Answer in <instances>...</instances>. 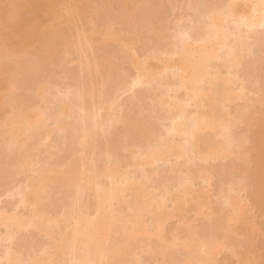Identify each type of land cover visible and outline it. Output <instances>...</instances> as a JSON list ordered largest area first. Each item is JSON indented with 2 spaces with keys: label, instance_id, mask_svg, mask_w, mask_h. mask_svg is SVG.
<instances>
[{
  "label": "bare ground",
  "instance_id": "bare-ground-1",
  "mask_svg": "<svg viewBox=\"0 0 264 264\" xmlns=\"http://www.w3.org/2000/svg\"><path fill=\"white\" fill-rule=\"evenodd\" d=\"M95 1L94 4L98 2V0ZM109 1L110 0L107 1L99 0L100 5L104 7L105 10L106 8H110V5L108 3ZM207 1L208 0L205 1V6L208 7L210 6L211 8L209 7L210 8L209 9L205 7V9L206 8L209 9V10L207 9L205 10L207 11L206 13H208L207 14L208 18L206 22L205 20L207 16L204 15L206 16L204 17V20L203 19L200 20L203 21L204 25L206 26L202 24L203 22L202 23L199 22L200 24L198 25H202V27L203 26L204 27L202 28L201 31H200L201 26H199L200 27L199 29L196 28L197 30H199V31L196 30L199 33L198 35L195 34L193 35L195 37H191L192 34L190 35L189 33L190 31L188 30L189 31L188 32L185 30L186 31L185 32L183 29L185 33L181 32L182 33L181 36L175 34L174 36L176 37V39L174 38V36H173L174 39H172V37L169 35V39L170 40L172 39L174 41L172 42V40L170 41L169 39L166 40L168 42L170 41L171 43L164 41L165 39L163 40V38L166 37L168 38V36H164L162 38L163 42L162 43L160 42L161 43L160 45V43H157L159 39L161 41V37H160L161 33L159 32L160 30L152 26L150 30L151 32L150 31L148 32L149 34H151V36L153 35L152 37H155L154 39H156L155 42L157 43V45L155 43L154 45L162 46L163 44L162 46L163 48L161 47L158 48L159 47L158 46L157 48L159 49V51L156 52L155 50H157V48L151 49L149 47L153 51L151 50H149L148 52L146 51L147 53L144 51L145 52V53L143 52L144 55L141 54V56L143 55L142 58L140 56V53L138 55L137 50H135L136 48H138L137 46L139 45V44L137 45V43H139L140 41L138 39L139 36L135 35L134 30L131 29V27H133L134 25L136 26V24L131 22L132 26H130L131 25L130 23H129L130 25L128 24L129 26L127 25V27L132 30V32H130L131 31L130 29L127 30V31L130 30L129 34L132 33V37L127 40H124L123 38H121L120 36L121 33L116 28L117 27L115 24L116 22L112 21V19L110 18L111 16L109 15H108L109 17L105 16L109 18L110 20L109 22L101 23L100 20L102 19H100L101 16L99 14V11L86 10L87 4L91 3L90 0H0V159L4 155V154L1 155V151L4 149L3 147L5 144L3 143V141L4 142L8 141L11 146L15 145V147H18V151L24 150L23 152H25L27 146L26 144H30L29 139L32 138L31 136H33L32 132L34 131L33 133L36 135L37 130L39 129L41 131L42 129L46 130L48 126V125L47 126L44 125V123L48 122V120L47 121L44 120L45 119L44 115L46 113L45 111H43L44 109L43 110L40 109L41 107L39 106L40 104L31 106L33 98L34 100L36 98L39 101H43L44 99V101L46 102L47 98L45 96L49 94L48 92H50V90L52 88H55V86L58 84L56 82V85L55 86L53 85V87L51 88L52 83L55 84L56 80L54 82L50 80L51 78L53 79V77L54 79H58L60 77L59 76L60 73H58L60 69L58 70L57 68L59 66V68H61L62 71L63 65L61 64L62 66H60L59 65L60 62L61 61L64 62V60H66L68 56L70 57V55L71 57H73L72 54H74L75 52L80 55V58L86 56L88 51H85L86 52L85 54L84 52V50H86L85 47L88 46L89 48L90 46L92 49L95 44L101 46V45H107V43L110 44V42L111 44L113 43V45L117 46L116 47L117 49L119 48L118 50L119 53L120 52L121 53L123 52V54L125 53L124 54L125 58L128 59L129 64L131 65L132 69H134V77H132L133 78L132 81L130 80L131 81V83L129 82L130 84L127 82L125 83L119 82L120 84L119 83L118 84L123 85L124 87L116 85L117 89L120 88L119 90L120 95L123 94L121 91L122 88L123 90L126 88L125 89L126 91L130 90L129 88H132L131 90H133L135 86H137V88H139L138 86L140 87L147 86L146 88H149L148 86L153 87L152 85H154V83L155 84L158 83V85H160L161 87L163 86L166 87L164 88L167 90V91L165 90L166 94L164 93V95H161V93H159L158 95H161L160 97L157 94H155L160 91H156V92L154 91L155 93L153 97L150 96V94L149 95L147 93L146 94L148 95V97L150 96L149 99H151L152 97L151 99L152 101L157 99V101L154 102H158L157 105H159V109L160 108L161 110L165 109V111L168 114V116L166 117L170 118L172 121L171 123L172 126L170 128L168 127L169 129L165 128L168 129L166 130L167 132H161V133L160 131L156 132L157 130L153 129L155 127L154 125H152L153 128L151 127L153 129L152 130L150 129V127H148L151 125L150 123L147 125L146 121H141L142 120L140 117L142 114L140 112L141 110H139L140 116L137 117L138 118L137 120L141 119L140 121H136L134 118L130 119L131 116L130 118H127V116L122 117L123 115L120 116V113L122 114L123 111L121 112L119 105H123V104L121 102L120 104H116L117 97L115 96V94L116 93L118 94L119 92H116L115 94L114 92H112V90L115 89L114 86L110 88L111 86L110 85L108 89L104 88L105 90H101L99 92V93L102 92L101 93L102 95L103 93H105V91L107 93L110 90V92L114 94V96L111 94L113 97H107L106 96L107 94H105L104 97L103 94L101 98L103 97L104 99L103 98L100 99L99 97L100 94H98L97 96L95 93L97 90L94 91L95 88L93 87L94 84L92 83L93 81H91V86L87 88L88 90L84 88L86 87L85 82H83L84 83L83 84L80 81L81 83L79 82V84L82 85V86L79 85L80 89L79 88H77L78 90L74 89V91L76 90V92L79 91L78 95L81 98V99L79 98L80 100L79 99L77 100L79 105L75 101V99H72L73 101L71 100L70 102L68 101V98L70 97V95L72 96V93L67 98V103L65 101L66 100L65 98L67 97L66 96L64 98L63 104L57 105L60 108V111L59 112L56 111V112L60 117L57 116V120L58 118L59 120L58 121L55 120L56 121L55 130L51 128L50 130H53L52 131L53 133L56 130L62 131L64 129L63 132L64 133L67 132L66 137L67 134L68 136L70 134L69 137H71L73 131L69 129H71L73 125L72 127H69V125L73 123H68L71 121V120L69 121L68 118L73 119L72 120L73 122L74 120H76L74 119L75 117L73 118L72 116V114L74 113L73 112L74 110L72 108L78 107L79 112L78 113L76 112L78 114V119H77L78 123L81 117L83 118L82 120H85L87 122L90 121V125L91 122L93 123L92 124L93 126L92 125L90 127L88 126L86 130L85 128L88 123L86 122L85 124L80 121L83 125L85 124L83 128L84 131L83 132L81 131V134L83 133L84 135L82 134L81 138L80 136L76 135L78 132L77 130L76 133L74 132V134L78 138L82 139V141L84 142L81 143L82 144L81 147L85 148L87 146L86 151H89L88 147L91 148V150L88 152L89 157H91L92 155L91 160L93 159V156L97 154L96 151L98 149H100L98 150L101 152V153L99 152L100 154L107 153L108 160L109 158L112 157H114L115 160L112 158L111 160L113 161H110V163L109 162L107 163V161L105 163V161L103 160L102 162L106 164V165L104 164V166H102L103 164L102 165L99 164V162L101 163V161L99 160L98 163H95V166L97 168H94L93 171L91 169L93 167L92 165L94 164H92L93 162L91 163L90 158L89 159L87 158L88 156L84 157L85 156L84 152H86L84 149V152L82 151L84 156H82L81 153V156L79 155L76 157L75 155H73L72 157L71 155V158L69 157L71 153L70 151V153H68L69 159L67 157L68 160L65 159V161L61 165H58L57 163V167L60 166L58 168L54 165L52 167L50 165L48 167L47 165L48 168L45 166L46 167L45 169L41 168L39 171V168L43 167L44 165L40 167H36L39 166L36 165L35 167L39 171L38 179L32 181L34 179L30 178L31 182L29 181V183L27 182L29 179L25 181L23 183L24 185L22 186L23 188L25 187L24 188L25 190L21 187V189L24 192L22 191L23 194L19 193L20 195H18V197H20L19 202L20 204L23 205V207H25L26 205L27 206L29 205L30 209L32 207L33 212L30 218L27 215L25 216L20 214L21 215L20 216L17 215L19 213L15 214L14 213L15 210L13 212L11 211L12 212L11 213L10 211L7 212L6 210H2L1 208L3 207H0V227L5 226L6 227L5 229L12 228L11 231L9 229L10 232L6 230V232L8 231L9 233H5L6 234L5 238L7 237L8 240L13 241L11 239L18 234V231L21 232L23 229H26L28 227L33 228V226H35L34 228H36L37 226V228L42 229V230L40 229L41 230L40 232L42 233V231H45V229H43L42 226L52 227L53 230L58 225L60 220H58L59 218L57 217H59L60 214L51 217L52 215L48 214L46 210L44 211L41 210L43 208H40V205H42L43 203L45 204V202H43L42 194L45 193L44 191L46 190V188H48L52 184L54 186L55 184H57L61 186L59 187L61 192H62L61 188L65 189L66 191H71L73 189L72 193L74 189L78 190L79 193L80 190L83 191L87 190L88 193L92 192L93 195V196L91 195V197H93L92 198L93 201L91 200L92 201L91 203V201L89 202L90 196H88L90 194L87 193L86 197L87 196L89 197V198L87 197L89 203H86V200L85 202H82L80 200L81 199L80 197H82L81 193L79 199L78 198L76 199L78 193H76L75 191L76 196H74L73 199L75 200L74 202H76V200H80V202L86 204H83L84 205L83 206L80 203L81 205L80 209L76 207L75 209L76 211L69 210L70 212L67 213L66 217L63 215V217L65 218V219L63 218V220H65V222L67 221L68 224L70 223L65 230L67 234L63 232L62 235L64 237L61 235L62 236L61 240L59 242L57 241L58 242L57 244L54 243L53 245L54 249H50L49 247L51 251L52 250L56 251L57 257L58 255L61 254L67 257L68 253L66 251L68 250L69 254L72 256V257L70 256V258H72L71 264H108V262L112 264H121L124 260H126L125 258H129V257L130 258L128 260L131 261L133 264H145L146 262L144 263L143 260L140 261V259H138V257L140 256L142 257L141 255L142 252H146L148 253V255L150 254L152 258L156 259V257L158 256L157 250L160 249L163 250V253L161 252L159 255L162 254L164 255L161 257L162 258L161 264H220L218 261V257L221 254V252L226 248L232 253V255L236 259H238L239 262L242 261V259L245 257V255H243L242 252L238 251L233 245L228 246L229 244L227 245V243H225L223 239H220L219 235H217L219 238L216 235H213V233L218 234L217 233L218 231L214 232L215 231L214 230L211 232L212 234H209L212 235V238L210 237L211 239H207L206 237L203 236L204 238L207 239L206 240L200 236L201 234L199 235V232L194 229V226L192 225L191 221L185 219V217L182 220V225L184 231L186 230L185 232H187L186 235L181 236L183 232L181 230L176 229L174 234V239L171 240L169 239L167 232L165 231V224L167 223V221L174 217L182 215L184 207L186 206L191 208L193 217H199L201 215H205L207 217L216 215L217 219L218 218L219 220L221 219L226 224L225 234L236 235L237 228L239 229V227H241V229L247 230L250 229L251 227V223L247 216L250 207H252L251 195L256 200V204L259 207H260V202L262 203L264 201V83L259 82L258 80L260 79L258 77L259 73L256 74L258 76H253L255 77L254 80L258 78L257 79L258 81L257 82L255 81V83L253 82L254 84L252 82L249 83H251L252 86L256 87L257 93L256 94L254 93V96L251 97L250 93L253 92V88L255 87L250 88L249 86L251 84H248L246 80L245 81L243 80L244 77L243 73L245 72L244 69H242L243 71L240 70V73L242 72L241 74H243V76L239 73V71L238 73H236V71L244 63L243 61L245 59L246 54L248 55L247 46H248V41L250 39L252 40L253 38L252 37V35L254 34V33L252 34L253 30L255 28L260 29V27L262 28L264 27V0H224L225 2L221 0L220 1L214 0L212 2L213 4L209 3L210 0L208 1V3ZM84 2L86 3V5H84ZM221 2H223L224 6H222ZM214 3L218 5H215ZM220 3L222 8H219ZM212 5H214V7ZM137 6L136 8L138 9L140 5ZM83 8L86 11L83 12L82 10ZM85 13L87 17L83 16ZM84 18L86 19L87 24L85 26H87V28L84 26L85 23H83ZM228 22L229 25H227ZM230 22H233L234 24L233 23L232 24L235 25L237 28L244 27L245 30L238 29L239 31L244 30L242 31L243 33H235V31L234 32L230 31V30H237V29H231L230 26L232 24H230ZM226 25L230 27V30L229 27H226ZM133 28L136 29L137 26ZM194 33L195 32H193V34ZM133 35L135 36L133 37ZM263 42H264V38H263ZM250 49L251 48H249V51ZM73 50L75 51L74 53ZM82 53L85 55H82ZM61 54L63 56H61ZM58 55L61 56V59L63 58L64 60H61ZM78 57L79 56L77 55L76 59H80ZM97 57L98 56L95 55V57L93 58L96 59ZM84 58H87V56ZM76 59L74 61L81 64L82 59H80L81 61L80 60L76 61ZM95 59L94 61L97 65L98 58L96 60ZM88 60H86L88 62L87 66L89 65L91 68V64H89L90 61ZM38 61H40V63ZM56 61L59 62V64ZM219 61L220 62L222 61L223 63L225 62V65L222 66L220 65L221 67L224 66L225 68L223 71L224 73L220 72V67L218 65L220 63ZM46 62H48V65L52 64L49 65V67L51 66L50 69L54 64L56 66V67L53 66L54 69L58 71H55L54 69L53 72L51 71L52 69L48 71L49 68L46 70V68L48 67ZM41 63L46 65L44 67L45 68L44 71L42 70L43 66L40 65ZM99 64L100 63H98V65ZM96 65H95L96 67L95 70L97 69L100 70L101 65H99L100 67L98 66L100 69ZM40 66L41 68L39 69L38 67ZM243 66L242 68H244ZM90 68L88 69L89 71L91 70ZM83 69L81 68L79 72L83 71ZM30 70L33 71L32 72L33 74L31 73ZM44 72L46 74H48L49 72L50 74H48L49 75L48 78L46 77L45 80H42L40 79V77H41V73ZM100 72L102 73V71ZM262 72H264V70H262ZM67 73H69V71H67ZM39 74L40 76H38ZM82 75L83 74L81 72V80L85 81L84 79H82ZM26 76L28 78L30 76L32 81L34 80L33 83L30 80V78L29 79L27 78L28 80H30L29 84L31 83L33 84L32 87L28 86L29 85L28 83L26 84L28 88L30 87L29 88L30 90H32L33 88L31 93L32 95L29 96L30 93L25 95L24 97L23 95L22 96L20 95L19 97H22V99L21 98L17 99L16 97L17 94L11 93V91L13 92L14 90H16V88L18 87L17 85L19 84L18 82L22 81V80L20 81L19 79L25 77L26 80ZM99 76H102V74H99ZM168 80H170V82ZM172 80L173 82H171ZM126 83L129 85H127ZM5 84H7L6 88L3 87L5 86ZM124 84H126V87ZM207 85H209L210 88L209 87L207 88L206 87ZM247 85L249 86L247 87ZM67 86L69 87V85ZM153 88L155 89L156 87ZM6 89L7 91H9L7 93L8 96L10 95L9 97L7 96V94L4 97V93ZM141 89L143 88L141 87ZM145 90L147 91V89H144V93L146 92ZM180 91H184L183 93H185L186 99L185 98L182 99V97L181 98L179 97ZM142 93L143 90L140 91V94ZM14 94L16 95L13 96ZM67 94L69 93L67 92ZM49 95L52 96V94ZM27 96H29L30 98ZM93 96L98 97V100L96 99V97ZM72 97L74 98V96ZM83 97L84 99L90 97L89 98L90 100H92L93 98L92 100L93 104L89 102L90 105L92 104V108L86 105L88 104V102L86 99L84 100ZM114 97H116L115 98L116 101L114 100ZM143 97H145V95ZM23 98H26V100ZM119 101L117 103H119ZM71 102L73 103L76 102V107L73 106L74 105L73 103L72 106L69 105V103L71 104ZM143 102L142 104H144ZM237 102H243V105L237 106L234 110L231 111L229 107ZM139 106L142 107L144 105L141 106L140 103ZM58 107H56V110H58L57 109ZM78 108H76L75 110L77 111ZM49 109L51 111V108ZM80 110H82V115H79L81 112ZM93 111L95 113L97 112V116H99L103 111H106L108 113L110 112L112 115L114 113L115 114V116L113 115L114 117L109 113V117L111 116L109 119L110 121L109 124L112 123L111 121H114L112 124L116 122V125L121 124L124 127L123 129H120V131L124 130L123 132L125 133L121 131L123 133L121 134V132L119 131L120 132L119 134L118 128L116 133L118 132L117 134L118 136H120V138H118L117 140L119 139L121 140L120 143L119 141H117L118 144H122L123 146L125 144V147L119 145L123 147L122 149L125 151L124 158L126 157V152H127L128 156L126 157L125 160H123V158L120 159L118 155H117L118 159L115 158L116 154L119 151L121 152L120 148H119L120 150H118L117 147H115L116 149L112 147V149L114 148L113 150H118V152L114 154H110L111 152L113 153V150L111 151V142L115 140L113 142L117 144L116 139H114L116 138L115 136L114 138H111L113 136L111 134L110 136L106 135L104 132L105 130L102 129L104 130L103 133L106 136L105 135L103 136L104 140L98 139L97 135L100 133L97 134V131H99L97 129L99 128L101 123L97 119L95 113L94 114L92 113ZM145 111L147 112L148 109L144 110L143 113ZM56 112H54L55 115ZM148 112H150V110ZM51 113L48 114L52 116L53 114ZM151 116L147 118H151ZM101 117H103V115L100 116L99 119ZM90 118L93 121L90 120ZM108 118H106L105 121H107ZM112 118H115V120ZM101 119L103 120L104 117ZM132 120L134 122H132ZM66 121H68L67 126L69 128L68 127L67 128L71 133H69L68 130H65ZM190 122H192L191 123L192 125L189 126L188 124H190ZM103 123L104 122L102 121V124ZM105 123L108 124L107 122ZM242 126L245 127L243 134L241 133L239 134L235 132L236 131L235 129ZM111 127H112L110 128L111 132H114L113 131L115 129V128L113 129L114 126L111 125ZM131 127H132V131H133V127L137 128L139 130L138 133L140 135L139 134L137 135L135 131L132 134L131 133L132 131H130ZM44 130L43 132H45ZM47 130L46 132H48ZM72 130L74 129L72 128ZM107 131L110 132V130H106V132ZM43 132H39V134ZM49 132L48 134L51 133ZM202 132H207V135L206 136L204 135L203 136L204 138L197 137L198 134ZM48 134L45 136H49ZM134 134H136L137 137ZM35 135L33 136V138H35L38 134L36 136ZM129 135L130 136L134 135L132 139L136 140L138 138L139 141L133 140L131 144V141L128 142V139L129 140L131 139ZM76 136L75 139L74 137L73 138L71 137V139L72 140L74 139V141L75 140L79 141L80 139H76ZM168 136H170V140L169 138L168 140H166ZM69 137H67L68 141L70 140L72 142V140ZM47 138L48 137H46V139ZM95 138H97L99 141ZM177 139L180 140L178 141V143H176ZM251 141H253V147L251 148V150L245 151L244 145L246 143H250ZM96 142L103 143L104 144V145L102 144L103 147L102 146L99 147V144L101 145V143L97 144ZM65 143H68L67 140ZM141 143H143L142 146ZM96 144L98 146H96ZM144 145L145 147H143ZM11 146H10L11 148L10 150H12L13 147ZM6 147L7 145L5 144V148ZM101 147L103 149H101ZM29 148L30 147L27 148L29 150V151L27 150L29 153L26 151L27 154L26 152L24 154L25 156L28 155L26 157L22 154L21 151L20 152L22 156L20 155V152L15 151L16 156H17L16 152L18 153L17 159L21 156L22 158L21 157L20 158L22 160L20 159L19 161H14V163L16 162L17 164V165L15 164L16 165L15 166L14 163L12 162L13 160H11L10 158L12 162L11 166L14 165L16 169L18 167L20 168L18 170L21 171L22 169H24L25 172H28L29 171L28 168H31L32 165L33 167L32 169L35 170L36 168H34V165L31 163L36 162L37 164L38 163L37 159L39 158L42 160V158H40V156L37 158L35 157L36 160H34V157L30 158L31 156L34 155L30 153ZM75 149L74 148L72 149V151L74 150L73 152L75 153L78 150H82L79 147L77 148L78 149L77 151H75ZM99 153H98V157L100 155ZM29 154H31V156H29ZM108 154L112 156L109 157ZM121 154L122 156L124 155L123 153ZM103 157L104 156H101L99 158L103 159ZM230 157H234V160L236 162L239 161L242 164H245L247 162L246 160L247 157L252 158L257 162H260L261 166L258 163V165L253 169L246 168L244 170H241L242 175L238 178L235 177V181H232L227 186V188L221 182L219 183L222 185L220 186L218 185L220 187V188L218 187L219 188L218 192H220L219 194H221L222 200L224 199L223 200L224 203L221 202L222 203L220 205L221 209H219L217 214V211L215 210L212 203H209L206 200L207 194L209 193L207 187L201 188L200 190L197 191L194 188V184L191 183L193 182L192 177L194 178V176H196L195 178H197V180H201L203 183H206V185L209 182L211 184V179L212 177L214 178L216 174L214 175V171L210 169L208 170L207 167L206 169L205 167L201 168L202 167L201 166L198 167L201 169H198L196 166L198 164L194 165L195 163L193 159L195 158L194 159L195 161L198 159V161H201L202 163L206 164L216 160H226ZM104 158L105 160L107 159L106 154ZM62 160H64V158ZM89 160L90 163L92 164V165L89 164L91 165V169L90 168L88 169L87 168L88 166H86ZM173 160L175 161L186 160L185 161L186 167L184 168V164L183 166H181L183 167V171H180L182 170V168L179 167L180 169L179 174L182 175L181 182H180L181 177L180 179L178 178L180 182V186L178 183L179 188L177 189V187L176 188L174 187L175 189H177L174 192H173L174 190L173 188H168V190L173 189L171 192H173L174 194L165 190L166 192L161 191V193L162 192L163 193L160 194V196L157 194L156 196L155 193L153 195L152 194L153 192H150L146 186L148 180L150 182L151 181L150 179H152V176L150 175L151 173L147 172L146 169L150 168L156 163L159 162L170 163ZM46 163L47 162H45V165ZM47 164H49V162ZM176 165H178V163H176ZM191 167H193L195 170L192 168L194 170L193 171ZM175 168L177 169V166L172 167L170 169H172L171 171H175L176 170ZM33 170L32 172H34ZM192 171L195 173H193ZM137 172L144 174L143 175L141 174V176L139 177L138 175L139 173ZM254 172L256 173L253 174ZM157 174L159 175V172H157ZM26 183L28 185L25 186ZM162 186L165 187L166 185L164 186L162 184ZM245 192L246 193L248 192L250 196L247 197L248 194L246 195ZM7 193L9 192H6V194ZM127 193L130 195L132 199L131 202H130L131 199L130 200L126 199L127 201H129L128 203L126 202V200L124 201L126 197V196L124 197V195ZM241 193H244V195L246 196L243 197ZM71 195H74V193ZM63 196L65 198L67 197L65 196V194ZM69 196L70 194L68 195V197ZM70 198L72 197L70 196ZM73 200H72V204H73ZM65 201L63 200L62 202ZM69 202L71 203V199ZM69 202L65 204L64 208L66 207L67 204L70 205ZM168 202H171L173 206L171 212H169L166 207ZM17 203L18 202H16L15 204L17 205ZM76 204L77 203H75V206ZM44 206L46 207V204ZM7 207L5 206V208ZM9 207H11V204H9ZM12 207H15V205ZM12 207L11 210L14 209V208L12 209ZM70 207L68 208L69 209L73 208ZM7 209L9 210V208ZM65 212H67V210ZM62 214L63 213H61V215ZM147 217H149V221H147L148 220ZM52 230L51 228L50 230L48 228L47 231H49V233H47V231L46 233L51 235L52 233H50V231ZM117 230L118 232L119 230L122 232V237L119 235L121 234V232L119 234L116 233V235L118 234L117 237L120 240V243L117 244L118 239L115 236V238L117 239V241L115 240L116 245L113 244H111L112 246H110V244L108 245L109 240H111L113 234L115 235V231ZM257 230L258 229L255 228L253 231H257ZM202 232L204 233V231H201L200 233ZM205 236H207V234ZM50 237L51 236H49L48 238ZM115 238L113 237V239ZM152 242L156 244L154 245L156 246V248L152 246ZM134 244L136 245L135 248L132 247ZM173 247H176L175 251L176 249L177 250L179 249V252L180 251L181 253L183 252L182 253L183 256H182L176 251V256L179 254L182 257V259L180 257L179 260L175 258L178 261L177 260L175 261L173 259L170 260L171 258H173L174 255L169 257L168 256L169 254L167 252L169 251V249H172ZM132 248L134 249L132 250ZM65 249L67 250L65 251ZM50 250L47 251L46 253L44 250L42 255H39L41 253L34 254L35 253L34 252L33 256L29 255L30 256L29 262L26 263L25 261L21 260V258L18 257L19 254L21 256L22 254L17 251L19 253L17 256V253L13 252V249L9 250V252L6 251L7 254H5V256L2 254V257L6 259V260L4 259L3 261V262L6 261V263L4 264H47V262H49L50 260L51 261L49 263L53 264L54 257L56 256H53ZM175 251L173 252L174 254ZM37 252L38 251H36V253ZM65 252L67 254H64ZM130 253H133L134 256ZM129 254L132 255V257L136 258V260L134 259L135 262L133 261L132 257ZM139 254L140 256H138ZM26 258H28V256H26ZM26 258L25 260H27ZM226 262L227 261H225V263ZM129 264L131 263L129 262Z\"/></svg>",
  "mask_w": 264,
  "mask_h": 264
},
{
  "label": "rangeland",
  "instance_id": "rangeland-1",
  "mask_svg": "<svg viewBox=\"0 0 264 264\" xmlns=\"http://www.w3.org/2000/svg\"><path fill=\"white\" fill-rule=\"evenodd\" d=\"M94 1L95 0H90V4H87V6H86V10H95V11H99V14H100V16H101V18L100 19H102V20H100V22L101 23H107V22H109L110 20H109V16H111L110 18L112 19V21H115L116 23V28L118 29V31L121 33V38H123L124 40H127V39H129V38H131L132 37V33L131 34H129V31L132 29V30H134V34L135 35H138L139 37H138V39L140 40L139 41V43H137V47L138 48H136L135 50H137V53H138V55H139V53H140V56H141V54H143L144 55V53L147 51H149V50H151V49H156L158 46H156L157 45V43H162L163 42V40L164 41H167L166 39H169V35L172 37V39H176V37L174 36L175 34H177L178 36L180 35L181 36V34L186 30V31H188L189 33H190V35L192 34V36L191 37H195V36H193V35H195V34H199L197 31H199V30H197L196 28H200L199 26H201V29H200V31L202 30V28L204 27V26H206V25H204V22L203 21H200V20H204V17H206V22H207V18H208V13H206L207 11H205L207 8H209L208 6H205V1L204 0H110L108 3H109V5H110V8H106V10H105V8L104 7H102L101 5H100V2H99V0H98V2L97 3H95L94 4ZM107 1V0H106ZM204 1V2H203ZM209 1V0H208ZM208 1H207V3H208ZM211 1V2H210ZM209 1V3H212L214 0H210ZM217 1V0H216ZM220 1V0H219ZM221 1H224V0H221ZM96 2V1H95ZM225 2V1H224ZM222 3V6H224L223 5V2H221ZM221 3H220V6H219V8H222V6H221ZM213 4V3H212ZM215 4V3H214ZM225 4V3H224ZM84 5H86V3L84 2ZM137 5H140L139 6V10L136 8V6ZM211 5V4H210ZM215 5H218V4H215ZM213 7H214V5H212ZM106 7H108V6H106ZM138 7V6H137ZM205 7H207L206 9H205ZM211 8V7H210ZM209 8V9H210ZM218 8V7H217ZM209 9H207V10H209ZM83 10V12L84 11H86L84 8L82 9ZM204 13H206V14H204ZM109 15V16H108ZM204 15H206V16H204ZM84 17H87V15H86V13L83 15ZM105 16H108V17H105ZM203 16V17H202ZM131 22H133L134 24H136V26H137V28L135 29V28H133V27H136L134 24V26L133 27H131V29L130 28H128L127 27V25L130 23L131 24ZM202 23L204 26L202 27V25H198V24H200V23ZM83 23H85L84 24V26L87 24L86 23V19L84 18L83 19ZM233 22H230V24H232ZM129 24V25H130ZM207 24V23H206ZM234 24V23H233ZM232 24V25H233ZM128 25V26H129ZM198 25V26H197ZM227 25H229V22H228V24ZM226 25V27H229V26H227ZM232 25L230 26L231 27V29H237V30H230V27H229V30L230 31H235V33H243L242 31H244L245 29H244V27L242 28H240V27H236L235 25H233V27H232ZM130 26H132V24L130 25ZM152 26H154V27H156V28H158V30H160L159 32L161 33L160 35V37H161V41H160V39H159V41H158V39H157V43L155 42L156 41V39H154L155 37H152L151 36V34H149V32L148 31H150L151 30V28H152ZM86 28H87V26H85ZM236 27V28H235ZM264 28V27H263ZM262 27H260V29L259 28H255L254 30H253V32H252V34L254 35H252V40L250 39L249 41H248V46H250V47H248L247 46V50H248V55L246 54V56H245V59H244V66H243V64H242V66L244 67V68H242V66L236 71V73H238V71H239V73H240V70H242V69H244V77H245V79H244V77H243V80L245 81L246 80V82L248 83V84H251V83H249V82H254L255 83V81L257 82L258 80H259V82H261V83H264V72H262V70H264V42H263V36H264V29H263ZM128 29H130L129 31H127ZM183 29H184V31H183ZM240 29H244V30H242V31H239ZM132 30L130 31V32H132ZM180 30V31H179ZM197 30V31H196ZM178 31V32H177ZM185 31V32H186ZM237 31V32H236ZM128 32V33H127ZM151 32V31H150ZM182 32V33H181ZM184 32V33H185ZM187 32V33H188ZM193 32H195L194 34H193ZM200 33H202V32H200ZM245 33V32H244ZM135 35H133V37L135 36ZM152 38H151V37ZM164 36H168V38L166 37V38H163ZM173 36H174V38H173ZM263 37V38H262ZM162 38H163V40H162ZM261 38V39H260ZM171 39V40H172ZM170 40V39H169ZM170 40V41H171ZM169 41V42H170ZM174 40H172V42H173ZM168 42V41H167ZM168 42V43H169ZM154 43L156 44V45H154ZM161 43H160V45H161ZM171 43V42H170ZM154 46H153V45ZM251 44V45H250ZM118 45V44H117ZM85 46V45H84ZM162 46H163V44H162ZM162 46H159L158 48H163ZM117 46H115V45H113V43L111 44V42H110V44L109 43H107V45H98V44H95L94 45V47L91 49V47L89 46V48H88V46H86L85 47V49L86 50H84V52L85 51H88L87 52V54H86V52H85V54H86V56H87V58H84V57H86V56H83L82 58H80V55L78 54V53H76L74 50H73V53L74 54H77L79 57L78 58H80V59H82V61L80 60V59H76V57H77V55H74V54H72L73 55V57H71V55H70V57L68 56V58H66V60H64L63 58L61 59V56H63L62 54H61V56H59V58L61 59V60H64V62H60V64H59V62H57L60 66H62L63 65V67H62V71H61V68H59V66L57 67L58 68V70H56V69H54V67L53 66H55L54 64H53V66H52V70L50 69V67H49V65H52V64H49L48 65V62H46V64L48 65V67L46 68V70L48 69V71L49 70H51L52 72L55 70V71H58V73H60L59 74V78L58 77H56V78H58V79H54V77H53V79L51 78V80L50 81H52V82H54L55 80V84H53L52 82V86H51V88L53 87V85L55 86L56 85V82L58 83L56 86H55V88H50L49 90H50V92H48L49 94H52V96L51 95H49V94H47V95H49V96H47L46 94V102L44 101V99H43V101H39V100H37L36 98H35V100H34V98H33V101H32V105L31 106H35V105H39V106H41L40 107V109H44L43 111H45V115H44V117H45V121H47L48 120V122L47 123H44V125H48L47 126V128H46V130L49 132V130H50V128L51 129H54L55 130V122L56 121H58L59 120V118H58V120H57V116H59L58 115V113L57 112H59L60 111V108L57 106V105H61V104H63V101H64V98L66 99L65 101H66V103H67V98L69 97V95L72 93V96H74V98L70 95V97L68 98V101L70 102L72 99H75V101L78 103V99L80 98L79 97V91L78 92H76V90H78L77 88H79V85L80 86H82L81 84H79V82L81 81L82 83L83 82H85V86L86 87H84V88H89L90 86H91V81H93L92 83H94L93 84V87L95 88L94 89V91L95 90H97L95 93H96V95L98 96V94H100V99H102L101 98V96L104 94V97H105V94H107L106 96L107 97H113L114 96V94L116 93V92H119L117 95L115 94V96L117 97H114V100H115V98L117 99V101H116V104H120V102L123 104V105H119L120 106V110H121V112H122V114L120 113V116H122V117H125V116H127V118H130V116H131V118L130 119H132V118H134L136 121H140L141 119V121H146V123H147V125L150 123L151 125L150 126H148V127H150V129H152L153 128V126L152 125H154L155 127L153 128V129H156L157 131L156 132H159L160 131V133L161 132H167L166 130H168L171 126H172V121H171V119L170 118H168V117H166V116H168V114H167V112L165 111V109L163 110H161V108L159 109V105H157V103L158 102H154V101H157V99H153L154 101H152L151 99H152V97L154 96V93L156 92V91H160V92H157V93H155V94H159V93H161V95H164V93H165V90L166 89H164V88H166V87H161L160 85H158V83H154V85H156V86H154V85H152L153 87H156L155 89L153 88V87H150V86H148L149 88H146V87H143V86H141L143 89H141V87L140 86H138L139 88H137V86H135L134 88H133V90H131L132 88H129V86H128V88L130 89V90H125V92H124V90H123V88L121 89V91H122V93L123 94H121L120 95V88H119V86H123V85H119L120 83H125V82H127V83H131V81H132V77H134V69H132V67H131V65L129 64V62H128V59L127 58H125V56H124V54H123V52L121 53H119L118 52V50H119V48L117 49L116 48ZM151 49H150V48ZM84 48V47H83ZM157 48V50H155L156 52L157 51H159V49ZM249 48H251L250 49V51H249ZM74 49V48H73ZM139 51V52H138ZM145 51V52H144ZM151 51H153V50H151ZM154 51V52H155ZM251 51H252V53H251ZM83 52V51H82ZM93 52H94V54H93ZM144 52V53H143ZM146 52V53H147ZM96 53V54H95ZM60 54V53H59ZM85 54H83L82 53V55H85ZM81 55V56H82ZM95 55L96 56H98L96 59H97V65H96V63H95V61H94V59L95 58H93V57H95ZM143 55L141 56L142 58H143ZM58 58V57H57ZM76 59V61H81V64H79L78 62H75L74 60ZM89 59V60H88ZM95 59V60H96ZM86 60H88V61H90V63L89 64H91V68H90V66L88 67L87 66V64H88V62L86 61ZM66 61V62H65ZM74 61V62H73ZM222 61H224V60H222ZM218 62L219 64V67H220V72H222V73H224L223 71H224V66L223 67H221L222 65H225V62L223 63V62ZM39 63H40V61H38ZM43 62V61H42ZM55 62V63H56ZM87 62V63H86ZM38 63V64H39ZM45 63V62H44ZM56 63V64H57ZM98 63H100L99 65H101V69L99 68L100 66L98 65ZM62 64V65H61ZM40 65H42L43 67V71L45 70V64H40ZM95 65L100 69V70H95L96 69V67H95ZM221 65V66H220ZM56 67V66H55ZM88 67V68H87ZM102 67H104V68H102ZM39 69L41 68V66L40 67H38ZM81 68L83 69V71H80L79 72V70H81ZM87 68V69H86ZM91 69L90 71L88 70V69ZM222 68V69H221ZM54 69V70H53ZM41 70V71H42ZM71 70V71H70ZM89 72H88V71ZM31 71V73L33 72L32 70H30ZM29 71V72H30ZM67 71H69V73H67ZM75 71H76V73H75ZM100 71H102V73L100 72ZM243 71V70H242ZM261 71V72H260ZM46 72V71H45ZM41 73V77H40V79H42V80H45L46 79V77L48 78V74H50L49 72H48V74H46V73ZM70 72H71V74L73 75H71L70 74ZM73 72H74V74H73ZM81 72H82V74L84 75H82V79H84L85 81H83V80H81ZM98 74H97V73ZM255 72V73H254ZM63 73H65V74H63ZM67 73V74H66ZM242 73V72H241ZM240 73V74H241ZM259 73V76L258 75H256V74H258ZM33 74V73H32ZM31 74V75H32ZM99 74H102V76H99ZM243 74H241L242 76H243ZM28 75H29V73H28ZM27 75V76H28ZM30 75V76H31ZM70 75V76H69ZM111 75V76H110ZM26 76V80H25V77L24 78H20L19 80L21 81V82H18L19 84L17 85L18 87L16 88V90H14L13 92L11 91V93H16V94H14L13 96H15L16 95V97H17V99H19V98H21L22 99V97H19L20 95L22 96L23 95V97L25 96V95H27V94H29V96H31L32 94V90H33V88H32V90H30L29 88L30 87H32L33 86V84L31 85V84H29L30 83V80L32 81V79H31V77L33 76H29V78H30V80H28L29 78ZM38 76H40V74L38 75ZM68 76H69V79H68ZM253 76H258L260 79H258L257 77V79L256 80H254V78L255 77H253ZM34 77V76H33ZM66 77V78H65ZM71 77V78H70ZM28 78V79H27ZM39 78V77H38ZM44 78V79H43ZM247 78V79H246ZM58 80V81H57ZM131 80V81H130ZM247 80H249V81H247ZM122 81V82H121ZM169 82H170V80H168ZM33 83H34V80L32 81ZM80 82V83H81ZM120 82V83H119ZM171 82H173V80L171 81ZM29 84L28 86H30L29 88H28V86H26V84ZM119 83V84H118ZM126 83V84H127ZM129 83V84H130ZM253 83V84H254ZM84 84V83H83ZM126 84H124L125 85V87H126ZM129 84H127V85H129ZM67 85H69V87L67 86ZM111 85V86H110ZM116 85H119L118 86V88L119 89H117V87H116ZM6 86H7V84H5V86H3V87H5L6 88ZM66 86V87H65ZM76 86H78V87H76ZM109 86H110V88L111 87H115V89L114 90H112V92H114V94H112V92H110V90H109V92H107L106 93V91H105V93H103L102 95H101V93H99L101 90H105V89H108L109 88ZM160 86V87H159ZM249 85H247V87H248ZM124 87V86H123ZM207 88L209 87V85H207L206 86ZM250 88L251 87H255V86H252V84L249 86ZM4 88V89H5ZM67 88V89H66ZM105 88V89H104ZM162 88V89H161ZM210 88V87H209ZM214 88V87H213ZM70 89H71V91H70ZM74 89H76L75 91H74ZM80 89V88H79ZM91 89V88H90ZM144 89H147V91L148 90H150V91H146L145 93H144ZM158 89H160V90H158ZM69 90V91H68ZM88 90V89H87ZM116 90V91H115ZM118 90V91H117ZM141 90H143V93L142 94H140V91ZM213 90V89H212ZM215 90V89H214ZM252 90V89H251ZM108 91V90H107ZM153 91V92H152ZM155 91V92H154ZM167 91V90H166ZM9 91H7V89H6V91H5V93H4V97L6 96V94L8 93ZM67 92L69 93V94H67ZM104 92V91H103ZM184 91H180L179 93V97L181 98L182 97V99L183 98H185V93H183ZM95 93H94V95H95ZM150 94V96H152L151 97V99H149V97H148V95ZM163 93V94H162ZM254 93L256 94L257 93V89H256V87L255 88H253V92L252 93H250V96L251 97H253L254 96ZM67 94V95H66ZM113 96H112V95ZM151 94H153V95H151ZM166 94V93H165ZM109 95V96H108ZM111 95V96H110ZM140 95H145V97H143V96H140ZM156 95V96H157ZM161 95H158L159 97L161 96ZM184 95V96H183ZM7 96H8V94H7ZM10 96V95H9ZM8 96V97H9ZM12 96V95H11ZM29 96H27V97H29ZM83 96H84V94H83ZM87 96V95H86ZM120 96V97H119ZM77 99H76V98ZM93 97H96V96H93ZM106 97V98H107ZM30 98V97H29ZM28 98V99H29ZM71 98V99H70ZM90 97H87V102H88V104H86L87 106H90L91 108H92V104H93V98H92V100H90L89 99ZM148 98V99H147ZM155 98H158V97H155ZM6 99H7V97H6ZM9 99V98H8ZM23 99H25L26 100V98H23ZM81 99V98H80ZM79 99V100H80ZM83 99H84V97H83ZM84 99V100H85ZM90 101H89V100ZM96 99L98 100V97H96ZM104 99V98H103ZM110 99H113V98H110ZM138 99H141V100H138ZM144 99H145V101H146V99H147V101L145 102L144 101ZM186 99V98H185ZM184 99V100H185ZM31 100V99H30ZM41 100V99H40ZM95 100V99H94ZM120 100V101H119ZM73 101V100H72ZM119 101V103H117ZM140 101V102H139ZM144 101V102H143ZM76 102L75 103H73V102H71V104L69 103V105H71L72 106V103L74 104L73 106H75L76 107ZM80 102V101H79ZM92 103L91 105H90V103ZM139 102V103H138ZM142 102L144 103V104H142ZM140 103H141V106L142 105H144V106H142V107H140L139 105H140ZM78 105H79V103H78ZM77 105V106H78ZM241 105H243V102H237V103H235V104H233V105H231L230 107H229V109L232 111V110H234L237 106H241ZM39 106H37V107H39ZM86 106V107H87ZM118 106V107H119ZM124 106V107H123ZM56 107H58L57 109L58 110H56ZM124 108V109H122V108ZM140 107V108H139ZM144 107V108H143ZM49 108H51V111H52V113H51V111H50V109ZM53 108V109H52ZM72 108V107H71ZM76 108H78V107H76ZM76 108H72L74 111V115L72 114V116H73V118L74 119H76V120H74V122L76 123H74L72 120L73 119H70V118H68L69 119V121L70 122H68V121H66V128L68 127L67 126V124L68 123H73V124H71V125H69V127H72V125H73V129L74 130H72V128L71 129H69V130H71V131H73L72 133L74 134V132L76 133L77 131L80 133H78L77 132V134L76 135H78V136H80V138H81V136H82V134H81V131L83 132L84 130H83V128H84V125L86 124V122L87 121H85V120H82L83 118L81 117V119H80V116H79V123H78V121H77V119H78V112H79V108L77 109V111L75 110ZM48 109V110H47ZM90 109V108H89ZM119 109V108H118ZM143 109V110H142ZM148 109V111L150 110V112L151 111H154V112H144L143 113V111L144 110H147ZM47 110V111H46ZM139 110H141L140 112L142 113L141 114V116H140V113H139ZM42 111V112H43ZM50 111V112H49ZM57 111V112H56ZM81 112H80V114L79 115H82V110H80ZM89 111V110H88ZM191 111H192V108H191ZM191 111H189V112H191ZM54 112H56V115H55V113ZM77 112V113H76ZM44 113V112H43ZM51 113V114H53L52 116L51 115H49V114ZM93 114L95 113L94 111L92 112ZM102 113H104V114H102ZM110 113V112H109ZM109 113L108 112H106V111H103V112H101V114L99 115V116H97V112L95 113V115L97 116V119L99 120V122L102 124V121L105 123V122H107L108 124H109V119H110V117H109ZM138 113V114H137ZM149 113V114H148ZM108 114V115H107ZM144 114V115H143ZM167 114V115H166ZM190 114V113H189ZM47 115H48V117H47ZM77 115V116H76ZM103 115V117H104V119L102 120L101 118H103V117H101L100 119H99V117L100 116H102ZM110 115H112L111 113H110ZM113 115L115 116V114L113 113ZM112 115V116H113ZM138 115V116H137ZM151 116V118H147V117H150ZM55 116H56V118H55ZM72 116H71V118H72ZM93 116V115H92ZM91 116V117H92ZM107 116V117H106ZM113 116V117H114ZM129 116V117H128ZM141 117V119L140 120H137L138 118L137 117ZM144 116V117H143ZM60 117V116H59ZM108 118V120L107 121H105V119L106 118ZM143 117V118H142ZM145 117H146V119H145ZM93 118V117H92ZM167 118V119H166ZM112 119H114L115 120V118H112ZM133 119V120H134ZM144 119V120H143ZM169 119V120H168ZM56 120V121H55ZM90 120H92L91 118H90ZM100 120H102V121H100ZM132 120V122H134ZM150 120V121H149ZM85 123L84 125L81 123ZM83 121H85V122H83ZM93 121V120H92ZM147 121H149V122H147ZM153 123H152V122ZM68 122V123H67ZM112 123L114 122V121H111ZM189 122V121H188ZM187 122V123H188ZM83 125H81V124ZM88 124L86 125V130H87V127L89 126H91L93 123L91 122V125H90V121H88L87 122ZM99 123V124H100ZM102 124V126L103 125H105V124ZM112 123H110L112 126H114L113 127V131L114 132H111V129L110 128H112L111 127V125H110V127H109V125L108 124H106L105 126H101V124H100V126H101V128H100V126H99V124H98V126H99V128L97 129V130H99V131H97V134L98 133H100V134H98L97 135V137H98V139L99 140H104V138H103V136L106 134V135H109L110 136V134L113 136V137H111V138H114V136L116 137V138H114V139H116V142L117 141H119V143H120V139L119 140H117L118 138H120V136H118V132L120 131V129H123L124 127L120 124V125H116V122L114 123V124H112ZM192 122H190V124H188L189 126L190 125H192L191 124ZM57 124V123H56ZM74 125H76V126H74ZM54 126V127H53ZM93 126V125H92ZM116 126V127H115ZM118 126V127H117ZM68 127V128H69ZM120 127H122V128H120ZM152 127V128H151ZM169 127V128H168ZM65 128V130H68V128L66 129ZM76 128V129H75ZM92 128V127H91ZM117 128H118V132L116 133V131H117ZM165 128H168V129H165ZM88 129H90V128H88ZM101 129V130H100ZM102 129H104V130H102ZM152 129V130H153ZM162 129H163V131H162ZM40 130V129H39ZM37 130L35 133H36V135L32 132V135L34 136H36L35 138H33V136H31L32 138H30L28 141L30 142V144H31V146H30V144H26L27 146H26V150H25V152L28 150L27 148L28 147H30L29 149H30V153L32 154V155H34V156H31V154H29V156H31L30 158H33L34 157V160H36L35 159V157L37 158V157H39L40 156V158H42V160L41 159H37L38 160V163L36 164V162H32L31 164H33L34 165V168H36V167H40V166H43V167H40L39 168V171H40V169L42 168V169H45L46 167H47V165H48V167H49V165L52 167L53 165L54 166H56L57 167V163H58V165H61L64 161H65V159H67V157H68V153H70V151H71V153H73V154H71L70 153V158H71V155H72V157H73V155H75L76 157L77 156H81V153H82V151L84 152V149H85V151L87 150L86 149V147L85 148H83V147H81L82 146V144L81 143H84L83 141H82V139H80V138H78L75 134V136H76V139H80L79 141L78 140H75L74 141V139H75V136L72 134L71 135V137L73 138L74 137V139L72 140L71 139V137H69L70 136V134H69V136H68V134H67V137H69L71 140H72V142L69 140L68 141V138L66 137V133L67 132H63V130L61 131H58V130H56V131H54L53 133H52V131L53 130H50V134H48V132H46V130H44V129H42V131L40 130ZM43 130L45 131V132H43ZM68 130V132L69 133H71L70 131ZM77 130V131H76ZM80 130V131H79ZM106 130H110V132L109 131H107L106 132ZM151 130V131H152ZM236 131L235 132H237V133H241V134H243V132H244V130H245V127L244 126H242V127H238L237 129H235ZM43 132V133H41V134H39V132ZM103 131L105 132V134L103 133ZM122 132L124 131V130H121ZM120 131V132H121ZM126 131V130H125ZM130 131H132V127L130 128ZM134 131L136 132V134L138 135L139 133H138V129L137 128H134L133 127V131L131 132L132 134L134 133ZM120 132H119V134H120ZM121 132V134H123V133H125V132H123L122 133ZM46 133V134H45ZM85 133V132H84ZM102 133V134H101ZM107 133H109V134H107ZM130 133V134H131ZM159 133V134H160ZM49 135V136H45V135ZM136 134H134L136 137H137V135ZM158 134V133H157ZM165 134V133H164ZM84 135V134H83ZM99 135H100V138H99ZM105 135V136H106ZM134 135H132V136H130L129 135V137L131 138L130 140L128 139V142L129 141H131V144H132V141L134 140V139H132V137L134 136ZM140 135V134H139ZM206 136L207 135V132H202V133H200V134H198V136L197 137H199V138H204L203 136ZM7 137V136H6ZM46 137H48L47 139H46ZM102 137V138H101ZM139 137V136H138ZM8 138V137H7ZM168 138H169V140H170V136H168L167 138H166V140H168ZM172 138V137H171ZM32 139H34V140H32ZM95 139H97V138H95ZM94 139V140H95ZM97 139V140H98ZM136 139V138H135ZM173 139V138H172ZM172 139H171V141H172ZM6 140V139H5ZM66 140H67V142L69 143H65L66 142ZM93 140V141H94ZM98 140V141H99ZM111 140H113V139H111ZM136 140H138V138L136 139ZM136 140H134V141H136ZM78 141V142H77ZM92 141V140H91ZM90 141V142H91ZM113 141H115V140H113ZM111 142V151L115 148V147H117V149L118 150H120L121 149V152L119 153L118 152V150H113V153L111 152L110 154H114V153H117L116 154V157L115 158H117L118 159V157L120 158V159H122L123 158V160H125L126 159V157L128 156L127 155V152H126V157L124 158V156H125V151L122 149L123 147H125V144H124V146L122 145V144H118V142H117V144L115 143V142ZM139 141V140H138ZM137 141V142H138ZM152 141V140H151ZM177 142L176 143H178V141H180V140H176ZM140 142H142V141H140ZM3 143H5L6 145H7V147L5 148V144H4V149L1 151V155L2 154H4L3 155V157L0 159V207H3V208H5V206L7 207V205H8V207L7 208H9V210L7 209V208H5V209H3V208H1L2 210H6L7 212L8 211H14V213L15 214H17V213H19V214H17V215H27L29 218H30V216L32 215V207H31V209H30V207H29V205L26 207L25 205V207H23V205L22 204H20V202H19V198L20 197H18V195H20L19 193H21V194H23L22 193V189H21V187L24 185L23 183L25 182V181H27L28 179V183H29V181L31 182V179H34V180H32V181H35V179H38V169L36 168L35 170H33L32 168V165H31V168H28L29 169V173L28 172H25L24 171V169H22L21 171L20 170H18V169H20V168H18L17 167V169L14 167V165L16 164V162L14 163V161H19L22 157V154L24 155L25 154V152H23V151H21L22 152V154H21V152L20 151H18V147H15V145L12 147L11 145H10V143L7 141H3ZM8 143H9V145H8ZM28 143V142H27ZM71 143V144H70ZM97 144H99V143H101V142H96ZM103 143H104V141H103ZM103 143H101V145L99 144V147L100 146H102L103 147ZM112 143H113V145H112ZM74 144V145H73ZM78 144H79V146H78ZM96 144V146H98ZM103 144V145H102ZM116 144V145H115ZM142 144L143 143H141V146H142ZM119 145H122L123 147H121V146H119ZM146 145V144H145ZM145 145L143 146V147H145ZM9 146V147H8ZM10 146L12 147V150H10L11 148H10ZM72 146H75V147H72ZM2 147V146H1ZM53 147H55V148H53ZM80 148V149H82V150H78L77 148ZM98 147V148H99ZM101 147V149H103ZM112 147H114L113 149H112ZM253 147V141H251L250 143H246L245 145H244V150L245 151H248V150H251V148ZM9 148V149H8ZM74 148H76L75 149V151H79V154H78V151L75 153V152H73L72 151V149ZM120 148V149H119ZM88 149H89V151L91 150V148H89L88 147ZM116 149V148H115ZM125 149V148H124ZM97 150V149H96ZM98 150H100V149H98ZM97 150V151H98ZM12 151H14V152H12ZM15 151H18V152H20V157L17 159V157H18V153L16 152V154H17V156L15 155ZM29 151V150H28ZM27 151V152H28ZM69 151V152H68ZM89 151H86V152H84V155H83V153H82V156H84V157H87L88 156V152ZM96 151V153L97 154H95L94 156H93V159L91 160V158H92V155H91V157H87L88 159L90 158V160H91V163L92 164H94V165H92L91 163H90V160L87 162V165L86 166H88L87 168L89 169H91V165L93 166L92 167V169L91 170H93L94 171V168H97L96 166H95V163H98V161L100 160L101 161V163L99 162V164H103L102 166H104V164L106 163V161H107V163L109 162L110 163V161H113V160H111L112 158L114 159V157H112V158H109V160H108V156H107V153H105L106 154V160H105V154H100L101 152L100 151H98L97 152ZM103 151V150H102ZM27 152H26V154H27ZM100 152V153H99ZM29 153V152H28ZM98 153L100 154L99 155V157H101V156H104L103 157V159H100L99 157H98ZM121 153H123L124 155L122 156V154ZM67 154V155H66ZM121 154V155H120ZM35 155H37V156H35ZM65 155H66V157H65ZM109 155V154H108ZM117 155H118V157H117ZM120 155V156H119ZM25 156V155H24ZM26 156H28V155H26ZM25 156V157H26ZM96 156V157H95ZM112 155H109V157H111ZM115 156V155H114ZM69 157H68V159H69ZM10 158H11V160H13L12 162L14 163V165L13 166H11V160H10ZM64 158V160H62ZM17 159V160H16ZM67 159V160H68ZM87 159V160H88ZM195 159V158H194ZM193 159V161H194V165H196V164H198V165H196L197 166V168L198 167H201V168H203V167H207L208 168V170L210 169V170H213L214 171V175L216 174V176L213 178L212 177V179H211V184H210V182L208 183V184H210V185H206V183H203L201 180H197V178H195L196 176H194V178H195V181H194V178L192 177V181L193 182H191L192 184H194V188H195V190H200L201 188H204V187H207V189L209 190L208 192V194H207V201L209 202V203H212V205L214 206V208H215V210L217 211V214H218V211H219V209H221L220 208V205L222 204V203H224V199L222 200V197H221V194H219L220 192H218L219 191V186L220 185H222V184H224V186L227 188V186L232 182V181H235V177H240L241 175H242V173H241V170H244V169H246V168H250V169H253V168H255L257 165H258V163H259V165L261 166V164H260V162H257V161H255L254 159H252V158H246V160H247V162L245 163V164H242V163H240L239 161H235L234 160V157H230V158H228V159H226V160H216V161H212V162H209V163H206V164H204V163H202L201 161H198V159L195 161ZM22 160V159H21ZM40 160V161H39ZM95 160V161H94ZM105 161V163H103L102 161ZM115 160V159H114ZM186 161V160H185ZM184 160L182 161H175V160H173L172 162H164V163H162V162H159V163H156V164H154L153 166H151L150 168H148V169H146L147 170V172H149V173H151L150 175L152 176V179H150L151 181L149 182V180H148V183H147V188L149 189V191L150 192H153L152 194L154 195V193H155V195L157 194V195H159L160 196V194H162L161 193V191H169V192H171L173 189V192L175 191V190H177L178 188H179V186H180V182L182 181V175H180L179 174V172L180 171H183V167H181V166H183V164H184V168L186 167V162H185ZM233 161H234V164H233ZM45 162H49V164H47L46 163V165H45ZM60 162V163H59ZM40 163V164H39ZM44 163V164H43ZM176 163H178V165H176ZM42 164V165H41ZM89 164H91V165H89ZM17 165V164H16ZM15 165V166H16ZM36 165H39V166H36ZM98 165V164H97ZM106 165V164H105ZM235 165V166H234ZM36 166V167H35ZM46 166V167H45ZM102 166H99V167H102ZM175 166H177V169L175 170V171H171L172 169H170V168H172V167H175ZM195 166V167H196ZM234 166V167H233ZM13 167V168H12ZM30 167V166H29ZM47 167V168H48ZM58 167H60V166H58ZM57 167V168H58ZM179 167L180 168H182V170H180L179 169ZM222 167H223V169H222ZM193 167H191V169H192ZM201 168H198V169H201ZM206 168V169H207ZM213 168V169H212ZM30 169H32L34 172H32V170H30ZM194 169V168H193ZM192 169V170H193ZM197 169V170H198ZM20 171V172H18V171ZM36 170H37V173H36ZM145 170V171H146ZM180 170V171H179ZM195 170V169H194ZM193 170V171H194ZM22 171H23V173H22ZM131 171H132V169H131ZM159 172V175L157 174V172ZM192 171V172H193ZM142 172H144V171H142ZM152 172H154V173H152ZM156 172V173H155ZM137 173H139L138 175H139V177L141 176V174L142 173H140V172H137ZM146 173V172H145ZM161 173V174H160ZM193 173H195V172H193ZM256 172H254L253 174H255ZM144 174V173H143ZM142 174V175H143ZM156 174V175H155ZM181 174H182V172H181ZM161 175V176H160ZM180 175V176H179ZM180 177H181V180H180V182H179V179H180ZM233 177V178H232ZM31 178V179H30ZM179 178V179H178ZM236 178V179H237ZM214 179V180H213ZM213 180V181H212ZM202 182V183H201ZM222 183V184H219V183ZM178 183H179V186H178ZM162 184L166 187H163L162 186ZM26 185H28L27 183L25 184V186ZM149 185V186H148ZM219 185V186H218ZM57 186V187H56ZM162 188H161V187ZM168 186V187H167ZM59 187H61L60 185H57V184H55V186L52 184V185H50L48 188H46V190L44 191L45 193H43L42 194V196H43V202H45V204H46V207L44 206L45 204L43 203L42 204V202H41V204L42 205H40V208H43V209H41V210H46V212L48 213V214H50V215H52L51 217H54V216H57V215H59V217H57V218H59L58 220H60L59 221V223H58V225L57 226H59V227H53L54 229V232H53V230H52V227H49V226H42V228L43 229H45V231H42V233L40 232L41 230L39 229V228H37V226H36V228H34L35 226H33V228H26V229H23L21 232H19L18 231V234L14 237V238H12L11 240H13V241H10V240H8V238L6 237L5 238V233H9L10 231H11V229L12 228H8V229H5L6 227L4 226V227H0V235H2V236H0V263H6V261L5 262H3L4 261V257H2V254L5 256V254H7L6 253V251L7 252H9V250H11V249H13V252H15V253H17V256H18V252H20L21 254H22V256L24 257H22L20 254H19V258H21V260H23V261H25V263L26 262H29V258H30V256L32 255H34V254H39V253H41V254H39V255H42V253H43V251L45 250V253L47 252V251H49L50 249H54L53 248V245H54V243L55 244H57L60 240H61V237L63 236L62 234H63V232L65 233V234H67V232H65V230H66V227L70 224H68L67 223V221L65 222V220H63V215L66 217L67 216V213L68 212H70V211H76L75 209H76V207L77 208H81V205H83V204H86V203H89L91 200L93 201V197H91V195H92V192H90V193H88L87 192V190H85V191H83V190H80V193L82 194V197H80L81 199V201L82 202H85V200H86V203H82V202H80V200H76V202H74L75 200H73L74 199V196H76V193H78V195H77V197H76V199L78 198L79 199V196H81V194L78 192V190H75L74 189V191H73V193H74V195H71V194H73L72 193V190L71 191H66L65 189H63V188H61L62 189V192L60 191V189H59ZM177 187V189H175V188ZM219 187V188H218ZM23 188V187H22ZM25 188V187H24ZM23 188V189H24ZM165 188V189H164ZM168 188H173L172 190H168ZM164 189V190H163ZM25 190V189H24ZM64 191H65V193H64ZM75 191H76V193H75ZM165 191V192H166ZM6 192H9V193H7L6 194ZM24 192V191H23ZM84 192H85V194H84ZM173 192H171V193H173ZM63 193V194H62ZM87 193L88 194H90V195H88V196H90V198H89V202H88V200H87V197H86V195H87ZM246 193V192H245ZM65 194V196H67L66 198L63 196ZM70 194V196L72 197V198H70V196L68 197V195ZM83 194H84V196H83ZM174 194V193H173ZM248 194V192L246 193V195ZM156 195V196H157ZM220 195V196H219ZM241 195H243V197L244 196H246V195H244V193H241ZM93 196V195H92ZM126 196V197H125ZM128 196H129V198H128ZM250 195L248 194L247 195V197H249ZM22 197V196H21ZM62 197H63V199H62ZM84 197V198H83ZM124 197H125V199H124V201L127 199V200H130L131 199V197H130V195L127 193V194H125L124 195ZM221 197V198H220ZM242 197V198H243ZM68 198V199H67ZM82 198H83V200H82ZM86 198V199H85ZM17 199H18V201H17ZM70 199H71V203L69 202L70 201ZM245 199V198H244ZM251 199H252V207H250V210H249V213H247V216H248V218H249V221H250V223H251V227H250V229H247V230H245V229H241V227H239V229L237 228L236 229V235L234 234V235H230V234H225V229H226V224L224 223V221H222L221 219L219 220V218L217 219V216L216 215H212V216H205V215H201V216H199V217H193V213H192V211H191V208L190 207H184V210H183V214L182 215H179V216H177V217H174V218H172V219H170V220H168L167 221V223L165 224V231L167 232V235H168V237H169V239H171V240H173L174 239V234H175V231H176V229H178V230H181L183 233L181 234V236L183 235H186V233L187 232H185L184 231V229H183V225H182V220L184 219V217H185V219H187V220H190L191 221V223H192V225L194 226V229L195 230H197L198 232H199V235L201 236V237H206L207 239H211L212 238V235H209V234H212L211 232L212 231H214V232H217L218 234H216V233H213V235H219V237H220V239H223L224 241H225V243H227V245L228 246H231V245H233L238 251H240V252H242L243 253V255H245V257L242 259V261L241 262H239L238 261V259H236L233 255H232V253L226 248V249H224L222 252H221V254L219 255V257H218V261H219V263L220 264H264V201L261 203L260 202V207L256 204V200L252 197V195H251ZM55 200H56V202H55ZM65 201V202H62V201ZM72 200H73V204H72ZM126 200V202L128 203L129 201H127ZM54 201V202H53ZM78 201H79V203H78ZM92 201H91V203H92ZM132 201V199L130 200V202ZM16 202H18L17 203V205L18 206H20V207H18L15 203ZM62 202V203H61ZM70 203V205L69 204H67L66 205V207L64 208V206H65V204L66 203ZM222 202V203H221ZM53 203H55V204H53ZM64 203V204H63ZM75 203H77L76 204V206H75ZM80 203H81V205H80ZM9 204H11V207L12 206H14L15 205V207H12V209L13 210H11V207H9ZM169 204V205H168ZM168 204H167V210L169 211V212H171L172 211V209H173V206H172V203L171 202H168ZM73 205V206H72ZM127 205V204H126ZM42 206V207H41ZM44 206V207H43ZM73 207V208H71V207ZM84 206V205H83ZM68 207H70L71 209H69ZM254 207V208H253ZM18 208V209H17ZM44 208H46V209H44ZM17 209V210H16ZM79 209H77V210H79ZM67 210V212H65V211ZM70 210V211H69ZM93 210V209H92ZM9 212V213H10ZM11 212V213H12ZM91 212V211H90ZM61 213H63L62 215H61ZM92 213H93V211H92ZM66 214V215H65ZM20 215V216H21ZM25 216H24V218H25ZM61 216H62V219H61ZM27 218V217H26ZM148 218V220L147 221H149V217H147ZM65 219V218H64ZM69 222V221H68ZM49 228V230H50V228H51V230L52 231H50V233H52L51 235H49V234H47V233H49V231H47V229ZM216 228V229H215ZM258 229L257 231H253L254 229ZM9 229H10V231H9ZM6 230H8L7 232H6ZM46 231H47V233H46ZM201 231H204V233L202 232V233H200ZM45 233V235H44V233ZM121 231L119 230V232H118V230L117 231H115V235L113 234V236H112V238H111V240H109V242H108V245L110 244V246H112L111 244H113V245H116V241H117V239H118V237H117V235L120 233ZM197 232V233H198ZM54 233V234H53ZM116 233H118L117 235H116ZM181 233V232H180ZM207 234V236H205L206 234ZM202 234H204V235H202ZM8 235V234H7ZM62 235V236H61ZM121 237H122V232H121V234H119ZM208 235H209V238H208ZM49 236H51L52 237V239H51V237L50 238H48ZM115 236H116V238H115ZM119 236V237H120ZM64 237V236H63ZM113 237L115 238V239H113ZM203 237V238H204ZM211 237V238H210ZM218 237V236H217ZM218 237V238H219ZM206 238H204V239H206ZM114 240V242H113V240ZM206 239V240H207ZM116 240V241H115ZM121 240H122V238H121ZM58 241V242H57ZM111 241V242H110ZM113 242V243H112ZM118 243H120V240L118 239V242H117V244ZM52 245V246H51ZM154 245H156L155 243H153L152 242V246H154ZM49 247H50V249H49ZM132 247H136V245L134 244ZM8 248H11V249H8ZM134 248H132V250L134 249ZM154 248H156V246H154ZM175 248L176 247H173L172 249H169V251L166 253L169 257L170 256H173V258H171L170 260H179L180 259V255L179 254H181L182 256H183V252L181 253V251L179 252V249L177 250L176 249V251L179 253H177L178 255H179V257H178V255L176 256V251H175ZM8 249V250H7ZM49 249V250H48ZM15 250V251H14ZM67 249H65V251H66ZM18 251V252H17ZM36 251H38L37 253H36ZM175 251V254L173 253ZM10 252H12V251H10ZM35 252V253H34ZM50 252L52 253V255L53 256H56V257H54V262H53V264L55 263L56 264V262H57V264H71L72 263V261H71V259L72 258H70V254H69V252H68V250L66 251L67 253H68V255H67V257L64 255H62L61 253H59V254H61V255H58V257H57V255H56V251L55 250H50ZM64 253V254H67V253ZM163 253V250H157V253H158V256L156 257V259L155 258H152V256H150V254L148 255V253H146V252H142V257L140 256V254L138 255V256H140V257H138V259H140V261H142L143 260V262L145 263V264H161V260H162V256H164L163 254L162 255H159L160 253ZM34 253V254H33ZM172 253V254H171ZM248 253V254H247ZM130 254H132L133 255V253H130ZM129 254V255H130ZM171 254V255H170ZM30 255V256H29ZM132 255H130L131 257H132ZM26 256H28V258H26ZM134 256V255H133ZM2 257V258H1ZM72 257V256H71ZM129 257V256H128ZM25 258L27 259V260H25ZM69 260H68V259ZM130 258V257H129ZM129 258H125L126 260H128ZM175 258H177V259H175ZM3 259V260H2ZM55 259H56V262H55ZM132 259H133V261H134V259L136 260V258H134V257H132ZM132 259H130V260H132ZM181 259H182V257H181ZM6 260V259H5ZM65 260V261H64ZM68 260V261H67ZM126 260H124L121 264H129V262L131 263V264H133L131 261H126ZM177 260V261H178ZM2 261V262H1ZM51 261V260H50ZM49 261V262H50ZM225 261H227L226 263H225ZM49 262H47V264H52V263H49ZM66 262H69V263H66ZM135 262V261H134ZM110 262H108V264H109ZM142 263V262H141ZM110 264H112V263H110Z\"/></svg>",
  "mask_w": 264,
  "mask_h": 264
}]
</instances>
